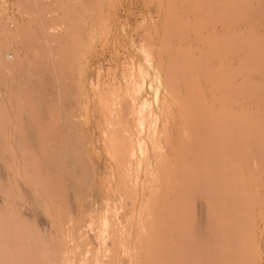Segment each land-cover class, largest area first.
Wrapping results in <instances>:
<instances>
[{"label":"bare ground","instance_id":"obj_1","mask_svg":"<svg viewBox=\"0 0 264 264\" xmlns=\"http://www.w3.org/2000/svg\"><path fill=\"white\" fill-rule=\"evenodd\" d=\"M44 1H21L23 5L30 4L29 7L33 10L31 11L33 15L26 19V24L25 21L11 18L10 15L7 19L8 12H5L6 15L0 14L4 16L0 17V71L2 74L0 76L3 77L4 83L7 82L9 85L8 94H6L10 96H6L7 98L10 99L16 94L18 97L21 93L24 97H22L24 100L18 99V102L14 104L16 106L12 105V107L27 112L24 116L22 111H19V114H23L24 117L17 116L19 118L17 123V119L14 118L18 126L14 124L12 131L6 126L11 123L12 115L7 109L8 103L3 104V96L0 95V194L2 195L0 264L247 263V259L253 255L248 251L250 257L244 250L248 248L247 242L252 237V233L255 234V223L249 220L252 218L248 219L247 211L254 203L250 206L252 200L249 197L250 194L247 197L248 193L241 191L244 188L242 178L245 173L242 175V165L237 163L236 165L233 158L237 152L247 154L246 158L249 156L250 159L258 152L261 154L257 128L252 118L249 115L247 118L240 115L233 120L219 122L223 125L219 127L218 114L214 111L215 114L212 112L214 115L209 114V116L206 109L209 105L203 103L205 96L208 95L203 97L201 93L199 99L201 101L203 99V102L196 101V97L191 96L189 91L187 95L185 89L190 90V87L181 84L178 80L180 83L177 84L182 86L181 89L185 87L183 91H186L188 97L181 98L183 93L180 95V92L178 96L172 93L174 90L177 92L175 89L177 81L172 83L174 87L170 86L173 90L168 88V91L165 89L163 93L156 89L159 94L157 92L154 94V84L156 87L158 85V89L163 88L162 78L164 77L161 74V68L164 64L162 61L167 58L163 59L162 53L156 51L159 45L161 46L159 42L161 37L156 38L159 45L154 41L155 39L152 40L156 44L151 42L148 44L150 46H145L148 47L146 49L143 44L141 45L144 59L147 62L151 60L156 62V65L152 66L153 86L149 87L147 93L145 92L147 96L135 91L137 85L145 83L148 73H144L145 69L143 72L141 68L136 67L137 70L129 68L128 64L123 65L125 69L120 72L122 76L119 81L117 79V82L112 81L113 79L116 81V78L111 75L112 77H109L112 80L107 78L108 82L105 81L102 84L98 73L90 75L92 81H84V72H80L82 65L78 62L80 40L81 36L85 37L83 39L87 40L84 42L87 45L89 40H92L90 39L93 38L92 35L95 36L97 29L100 30L102 23L98 24L97 19L101 18L98 17L101 15L98 13L104 0H64L62 17L59 16L57 23L53 21L54 19H50L49 24L45 20V12L49 7L47 4H45L47 6L43 5ZM178 1L155 0L158 7L154 2L156 9L154 8L153 12L164 17L165 15L176 16L181 12H185L184 14L198 12L207 14L208 17V10L211 7V4L208 6V0L191 1L186 8H179ZM244 2L242 4H245ZM220 3L223 7L218 8L217 12L220 10L219 13L222 15L229 14V18L231 15L233 17L237 10H241L239 0H223ZM235 3L236 6H234ZM260 4L255 7H260ZM88 5L91 9L88 13L92 17L88 22L89 29L86 27V20L81 16V14L84 15ZM246 6L249 9L253 4ZM215 9L216 7L212 6L210 10ZM246 11L241 10L240 13L243 12L241 15L248 13V10ZM238 12L237 15L240 14ZM28 23L33 24V27ZM169 26L166 30L170 28L174 31L178 24L173 23ZM232 40L236 41V39ZM14 41L23 43L24 46L15 45ZM62 43L64 45L61 47ZM261 55H254V57L260 59ZM182 56H178L179 59ZM170 59L175 63L176 59ZM182 59L185 60L184 56ZM205 59L207 58L203 60ZM179 62L182 61L179 60ZM198 62L201 61L198 60ZM184 64L188 68L190 63L185 61ZM195 64L190 66L192 70ZM69 65L71 72L76 71L79 77L76 76L74 79L73 73L68 71ZM177 65L179 68L175 67V71L181 68L180 63L177 62ZM185 67L182 66L183 69ZM119 69L121 71V68ZM169 73L167 80L173 74L174 81L176 72ZM69 74L73 80H70ZM179 75L182 76L183 72L176 75L180 79ZM207 79L206 82H208ZM131 81L132 83L134 81L133 86ZM92 85L96 87V90L91 91ZM100 85L103 86L100 87ZM89 90L93 92L91 94L88 92L90 95L88 96L93 101L94 110L101 113L102 117L104 116L105 127L102 129L104 133L103 138L101 136L100 138L104 141L101 143H103L102 148L105 145V150L100 153L90 151L89 145L95 142L92 140L89 144L86 141L88 137L83 133L84 129L79 127L77 116L80 113L77 114L78 111L76 112L74 108L69 109L71 97L74 100L73 106L77 107L75 109H80L85 100L84 96ZM146 97L148 101L145 100ZM53 103L56 104L54 107H60L57 111H53V107L52 110L50 109ZM205 105L206 110L201 112ZM26 106H30L31 110L24 111ZM109 110L112 111L110 114ZM54 115H57L59 119L56 120L55 116V121ZM50 118L53 122H49ZM167 121L170 124L166 126ZM161 122L164 124L160 125ZM210 124L214 125L213 129L208 127ZM174 140L177 141V146L176 144L172 146ZM165 148H169L170 151H164ZM250 159L246 163L252 165L253 159ZM234 160L237 161V159ZM237 162L240 163L239 160ZM245 165L248 166V164ZM109 167L113 168L109 169ZM114 168L116 173L112 175L109 171ZM250 179L251 183H253L252 179L255 180L254 177ZM246 183L249 184V182ZM25 203L30 206L27 214L21 209ZM96 203L97 205L102 203L107 208L109 217L106 218L110 219L98 229L96 225L102 217L100 216L102 213L99 215V210L103 206L95 207ZM209 204L211 207L208 209ZM237 205L239 207H236ZM37 214L45 215L49 222L48 229H41L42 226L39 223V225L36 224ZM163 215L167 217L162 218ZM250 216L253 217L252 214ZM87 227L90 230H87ZM206 237V243L199 244V241L205 240ZM93 238L99 242L98 244L103 245L95 249ZM206 244L209 246L207 247ZM256 252H258L257 249ZM251 260L250 264H254L256 259L251 258Z\"/></svg>","mask_w":264,"mask_h":264},{"label":"rangeland","instance_id":"obj_2","mask_svg":"<svg viewBox=\"0 0 264 264\" xmlns=\"http://www.w3.org/2000/svg\"><path fill=\"white\" fill-rule=\"evenodd\" d=\"M21 1H23V0H0V14L3 15V13H4L6 15V13L8 12L7 13L8 14L7 19H9L10 17L14 18V19L18 18L17 20L25 21V24H26V19L31 18V16L33 15V12L31 13V11H33V10L29 7V6H31L30 4L25 3V5H23V2H21ZM48 1H49V3H48ZM66 1H65V3H67ZM176 1H178V0H176ZM191 1H194V0H179L177 2L178 3L177 6L179 8L180 7L186 8L189 6L188 4L191 3ZM222 1L221 0H208V6H209V4H211L210 5L211 7L212 6L216 7V9L214 10L215 12L211 11L210 10L211 7H210V9L208 10V17H207V14L198 13V12L187 13V14H184L185 12L184 13L181 12L176 16L175 15H169V16L165 15V17H164V15L160 16V15H157L156 13L153 12L154 11L153 9L155 8V6L158 7L157 6L158 4H157V2H155V0H150V1L149 0L148 1L147 0H144V1H142V0H111V1L110 0H104V1H102L101 7L99 8L100 9L99 11L101 13L99 12L98 14H101V15L97 14L98 17H101V18L97 19L98 24H100V22H101L103 25L102 24L100 25V30L97 29V32L95 33L96 37L92 35L93 38H90L92 40H89V44H87L88 46L85 45V43H84L85 41H87V40L83 39L85 37L81 36L82 39L80 40L81 43L79 46L80 50H79V58H78L79 61L78 62L82 65V68H81L80 64H78V65H80L79 67L82 70L80 72L81 73L84 72L83 73L84 81H86V82L92 81L91 80L92 77L90 75H92V74L95 75L98 73L97 75H99V77L101 78V79L100 78L99 79L101 80L100 82H102V84L105 81L108 82V79L110 78L109 76H111V75L113 77L115 76V78H116V81H115V79L112 80L110 78L112 81L117 82V79L119 81V79H121L120 77L122 76V75H120V72H123V69H125L124 66L126 64H128L127 66L129 68H132V69L137 70V68H141L143 70V72L145 69L144 73H146V74L148 73V75H149L146 78L147 82L145 81L144 84L141 83L142 86H140L141 84H139V86L137 85L136 86L137 89H136L135 93L140 92L144 96H147L145 94L153 86L152 80H153L154 75H153L152 66L154 67V64L156 62H154L152 60L147 62L144 59V55L141 51V48L143 49V47H145V46H150L148 44H150L151 42H153V43H154V41L158 42V39L161 37L162 39L161 38L159 39L161 46L159 45V42H158L159 48L156 51L162 53L163 59H164V57H167V58H165V60L162 61L164 64L161 63V64H163L162 65L163 68H161V70H162L161 74L164 77V78H162L163 88L161 87V89H158L157 88L158 85L156 87V84H154V88H155L154 94H156L155 92H157V94H159V92L165 93V91L168 88H171L172 86L174 87V84L172 85V83L176 82L178 80L181 82V84L190 87V90H188V88L185 89L184 86L181 89L182 86H179L177 83H180V82L177 81L176 84L178 87L175 85V89L177 90V92L175 90L172 92V90H173L172 88H171L172 90H169V92H172L173 94H175V96L179 95L178 92L181 93L180 95H182V93H183L184 96L182 95L183 97L182 96H180V97L184 98L185 96L188 95V91H189L191 96L196 97V99H195L196 101L200 100L199 97H201L202 94H203V97L205 95H208V96H205L204 102H203V99H202V101L200 100L201 102L205 103L206 105H207V103L209 105L208 108H206V105L203 106L204 109H202L201 112L203 110H206V109H208V115L209 114L214 115L216 112V114H218L217 117L219 118L218 121L216 120L218 123L219 122L224 123L228 120H233L234 118H237L240 115L243 117L245 116L246 118L249 115V117L252 118V120L255 123L254 125L257 128V133L260 134V135L257 134V137H258L259 151H261V154L258 152L257 155H259V156L262 155V156L259 157L255 154L254 155V157L256 156L255 159H254V157L251 158V159H253V164L249 165V163H246V161H248V159H250V158H248L249 156L246 158L247 154L246 155L243 153L238 154L239 152H237L236 153L237 156L234 154V156L236 158L235 157L233 158V162L235 164L237 163L239 165H242V168H241V170L243 171L242 175H244V173H245L244 177L247 178V180H246L243 177L242 182H244V188L247 191L246 190L244 191V188H242L241 191L245 194L248 193V194H246L247 197L249 194L251 195V196L249 195V197L252 199L250 206L252 205V203H254L252 208H249V210L247 211V212H249V214L247 213V215H248V219L252 218L249 220L254 221L253 223H255V225L253 224L255 234L252 233V237L251 238L249 237L250 239H248V242H247L248 248H245L246 250H244V252L248 253V251H249V253H251L253 255L251 257L250 254L248 253V255L251 258H253V260L256 259L254 264H264V82H263L264 81V55H263L264 54V0H254V1L253 0L252 1H250V0H241L240 1L239 0V4L241 3V5H240L241 10L242 11H244V9H245V11L248 10V13H244L243 15H241L243 12L240 13L241 10H237V12L239 11L238 13H240V14L237 15L236 14L237 12H236V13H234L235 15L233 17L231 15V18H229V14H227V15L223 14L224 15L223 16L221 13H219L220 10L217 12L218 8L221 9L223 7L221 5L222 3H220ZM243 1H245L244 3L245 4L247 3L246 5H249V6H251L253 4V6H252L253 9H251L252 8L251 7V8H249L251 10H249L248 6H246L245 4H242ZM256 1H257V4H256ZM30 2H32V0H30ZM62 2H64V0H62V1L61 0H45L44 1L43 5L47 4L49 7L47 9L48 11L46 10V12L48 14L45 12V17H46L45 20L48 24L51 22L52 19H54L53 21H55L57 23V21L62 17V14H63L62 13L63 12ZM154 2H155V6H154ZM212 2L214 4H212ZM258 4H260V7L258 6L259 9L256 8L257 7L256 5H258ZM47 5H45V6H47ZM59 5H61V6H59ZM242 5H243V7H242ZM18 6H21V7L18 8ZM88 6H87L88 8H86L88 10L85 9L84 15L81 14V16L86 20V21L85 20L84 21L87 22L86 23L87 29L90 28V25L88 22L91 21V18H92L91 14L88 13L89 10L91 11L90 5H88ZM234 6H236V3L234 4ZM244 6H245V8H244ZM25 7L26 8L29 7V8L26 9ZM16 8H17V10H16ZM56 8H58V9H56ZM18 9H21V10H18ZM252 10H254V11H252ZM262 10H263V12H262ZM18 11H20V12H18ZM250 11H252L251 13H253V12L254 13L251 14ZM111 14H113V15H111ZM248 14H250V15H248ZM2 15H0V17H4ZM9 15H10V17H9ZM53 15L54 16L56 15L55 17H58V18H55ZM179 15H180V17H179ZM240 15H241V17H239ZM246 15H248V16H246ZM59 16H60V18H59ZM89 16H90V18H89ZM235 16H237L238 18H236ZM103 17L105 19L106 18L107 19L105 20V19H103ZM112 19H113V21H112ZM53 21H52V23H55ZM104 21L106 23H103ZM239 21H241V22H239ZM243 21H244V23H243ZM31 23H28V24H31ZM173 23L178 24V26H176L177 28L174 31H173V29H170V28H167V30H166V27H168L169 25H171ZM232 23H233V25H232ZM158 24H159V26H157ZM226 24H227V27H225ZM27 25H26V27H27ZM31 25L33 27V24H31ZM192 25H194V26H192ZM230 25L232 26V28H230L231 27ZM184 28H186V29H184ZM227 29H228V31H227ZM230 29H232V30H230ZM238 31H240V32H238ZM166 32L168 33V35ZM239 33H241L242 35L241 34L239 35ZM234 34H236V35H234ZM237 34H238V36H237ZM236 36H237V38H236ZM18 38H19V36H18ZM156 38H158V39H156ZM16 39H15V41H16ZM146 39H147V41L149 40L148 41L149 43L146 41ZM152 39L153 40L155 39V40L153 41ZM165 39H167V40H165ZM229 39L231 40V43H230ZM232 39H236V41H234ZM15 41H14V43H15ZM141 41H144V42H141ZM236 42L237 43L239 42L238 44L240 47L238 46V44H236ZM145 43H146V45H145ZM106 44H108V45H106ZM142 44H143V47L141 46ZM154 44H156V43H154ZM232 44H233V46H232ZM15 45H19L21 47H22V45L24 46L23 43L19 44L18 41H17V43H15ZM63 45H64V43H62L61 47ZM82 45H84V46H82ZM207 45H208V47H207ZM228 45H229V47H228ZM200 46H201V48H200ZM161 47H162V49H161ZM146 48H148V47H145L144 49H146ZM232 49H234L235 51H233ZM255 49H256V51H255ZM248 50H249L250 54H249ZM59 51H57V52L60 53ZM232 51L234 52V54ZM231 52H232V54H231ZM179 53H180V55H179ZM205 53H207V54H205ZM261 53H263V54L261 55ZM181 55L184 56L185 60L184 59L181 60V58H183V56L179 59V57ZM254 55H256V56L261 55L260 59H255ZM232 56H233V58H231ZM246 56L248 57V59ZM170 58L176 59V61H175L176 64H177V62L180 63V67H181L180 70L175 71V69L179 68V67H178V65L176 66V64L173 63ZM204 58H207V59L203 60ZM178 59L182 62L183 61L184 62L186 61L187 63L189 62L190 64L188 65L189 66L188 68H190V69L185 67L184 62L182 64V62H179ZM166 60H167V64H166ZM198 60H200L201 62L199 63ZM171 62H172V64L170 67ZM248 62H249V64H248ZM60 63H62V62H60ZM174 64H175L176 68L173 67ZM194 64L196 66H195V68L193 67L194 69L192 70L190 66H193ZM166 65H167V67L168 66L169 67L167 68ZM182 66H184L186 70L183 69ZM199 66H201L202 69ZM79 67H78V69H79ZM69 68H70V70H68L69 73H71V74L73 73L72 76H74V79H75V77L78 76L79 74L76 75V73H75L76 71L71 72L72 69H71L70 65H69ZM119 68H121V71ZM172 70H174V71L171 72ZM184 71H186L185 74H184ZM169 72H171V73L176 72V74L174 76V79H175L174 81L172 80L173 74H171ZM180 72L181 73L183 72V75L186 77H184L183 75H182L183 77L181 75H179L181 77L180 79L178 77H176V75L178 76V74ZM239 72H241V73H239ZM85 73L87 75H85ZM111 73H113V74H111ZM168 73L171 74L169 80H167L168 79L167 78ZM242 73H243V75H242ZM146 74H145V76H146ZM0 75H2L1 71H0ZM84 75L86 77H84ZM164 75H166V77ZM68 76H71V75L69 74ZM72 76L69 77L70 80H73ZM88 76H90V77H88ZM135 76H137V75L135 74ZM0 77H2V76H0ZM2 79H3V77L0 78V95L3 96V98H2L4 101L3 104L8 103L7 109L10 112V115H12V116H10V122L11 123H9L11 125L7 124L6 126L10 127L11 130L13 131V125L14 124L17 125L16 123H17L18 119L21 118L23 116V114H24V116L27 115V112H23L22 110H21L22 111L21 112L17 107H15L16 110L14 107H12V105L16 106V105H14L15 102H18V99L22 98L23 95L21 93L20 96H18L19 98L17 97V94H16V96L14 95L15 98H13L14 96L10 99L7 98L10 96V95L7 96V94H8L7 88L9 85L7 82L4 83L5 81ZM185 79L186 80L189 79V80H187L188 82ZM206 79L208 82L205 81ZM166 80L169 82H167ZM86 82H85V84H86ZM72 83L74 84V81H72ZM186 83H189L190 85L186 84ZM207 83H208V85H207ZM164 84H166V86ZM167 84H169V85H167ZM131 85L132 86L134 85V81H133V83L131 81ZM101 86H103V85H100V87ZM104 86H106V84H104ZM86 87H88V85ZM179 87H180V89H178ZM259 87H261V88H259ZM200 88H202V89H200ZM156 89L159 92L156 91ZM183 89H185L187 91V95L185 93L186 91L185 90L183 91ZM199 89L201 90V92L199 91ZM94 90H96V87H94V85H92L91 91H94ZM196 90H198V91H196ZM205 90H206V92H205ZM91 91L89 90V91H87V93L88 92L90 94L93 93ZM89 93L86 94V96H84L85 100H84V103H82V105H81L82 107L80 106V109H77V110L75 109L76 106H73L74 100L71 97V105H70L71 108H69V109L73 110V108H74V110L76 112L78 111L77 114L80 113L77 116V117H79V127H82V130L84 129L83 133L85 134V136L88 137V138H86V141L89 143L90 141L92 142V140H94L93 142H95V143H93V145H91L89 143L90 144L89 148L91 149L90 151H92V153H100L102 150H105L104 149L105 145H104V148H102L103 143H101L104 141H102V139L100 138V136L103 138V133H104V132H102V129H104V127H105V125L103 123V117L104 116L102 117L101 113L99 114V112L94 110L93 101L90 100ZM190 94H189V96H190ZM18 95H19V93H18ZM196 95H198V96H196ZM206 97L208 99H206ZM23 98L21 100H24ZM145 100L148 101L147 97ZM87 103H88V105H87ZM54 106H56V104H54V103L51 104V106H50L51 110L54 108L53 111L54 110L57 111V109L60 108V107L56 108ZM11 107H12V109H11ZM29 108H30V106L24 107V111L25 110L30 111L31 109H29ZM86 108H87V110H86ZM116 108H118V107H116ZM110 110L108 111L109 114L112 112ZM19 111L23 114H19ZM114 112L116 113V111H113V113ZM212 112L214 114H212ZM19 115H20V117H19ZM54 117L56 120L59 119V117L57 118V115H54L53 119H54ZM14 118L17 119L16 123H15ZM50 120H51V118L49 119V122H53V120L52 121H50ZM162 121H164V119ZM222 121H224V122H222ZM161 124H164V122H161L160 125ZM169 124H170L169 121H167L166 126ZM210 125L208 127H211L213 129L214 125H211V126ZM17 126H14V127H17ZM219 127H223V125L220 124ZM15 135L17 136V132ZM164 138H166V137L164 136ZM175 144L177 146L176 140L173 141L172 146H175ZM164 151L167 152L170 150H169V148H165ZM257 151H258V149H257ZM239 155H240V157H239ZM4 156L6 157V153ZM234 159H237V161L239 160V162L242 164L238 163ZM208 162H209V160H208ZM245 164H248V166ZM251 166H255V167L252 168ZM249 167L251 169H249ZM111 168H113V167H111ZM111 168L109 167V169H111ZM255 169L257 171L254 172ZM252 170H253L254 174L252 173ZM114 171H115V168L112 171H109V173L113 175L116 173ZM168 174H169V172H168ZM250 174H251V176H250ZM250 177L255 178V180L252 179L253 183H251L252 181H251ZM248 179H250V181H248ZM257 179H258V181H257ZM246 182H249V184H251L250 185L251 188L248 187L249 184H247ZM251 190H254V191H251ZM197 196H200V195L197 194ZM253 196L255 198H253ZM1 200H2V195L0 194V202H1ZM255 202H256V204H255ZM101 205L103 206L102 203L101 204L99 203V205H97V203H96L94 206L98 207ZM29 207L30 206L27 203H25L21 207V209H22V211L25 212V214H27V212L29 213V210H28V209H30ZM209 207H211V204L208 205V209H209ZM236 207H239V206L237 205ZM236 207H234V208L236 209ZM101 213H102V215H100ZM250 214H252L253 217H251ZM99 215L102 217L99 220L98 225H96L97 229L99 227L102 228L103 223L110 220L109 218H108L109 220H107V218H106L109 216H108L107 208L104 206L102 207V209L99 210ZM37 216H39V214H37ZM37 216H35V219L37 222L36 224L37 225L40 224V226H42L41 229H43V228L48 229L49 228V225H48L49 222H47V218L44 217L45 215L40 214L39 217H37ZM164 217H167V216L163 215L162 218H164ZM37 218H39V219H37ZM42 220H43V222H42ZM44 222H45V224H44ZM190 224H191V221L188 222L189 226H190ZM87 230H90V228L88 229V227H87ZM253 234L255 236H253ZM92 240H93V243L95 244V245L93 244L95 246V249H98L99 247H101L103 245V244L102 245L98 244L99 242L98 241L96 242L95 238H93ZM206 240H207V237L205 238V240L201 239L199 241V244H204V242ZM250 240H252V241L254 240V241L252 242ZM250 242H252V244L254 243L253 246ZM206 246L208 247L209 244H206ZM207 247H205V248H207ZM256 249L258 252H256ZM254 257H255V259H254ZM251 258L247 259L249 261V263L247 261V263L245 262L244 264H250V262H252Z\"/></svg>","mask_w":264,"mask_h":264}]
</instances>
